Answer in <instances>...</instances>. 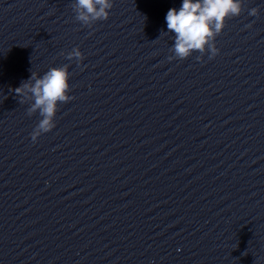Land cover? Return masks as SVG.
I'll list each match as a JSON object with an SVG mask.
<instances>
[{
  "label": "clouds",
  "instance_id": "obj_1",
  "mask_svg": "<svg viewBox=\"0 0 264 264\" xmlns=\"http://www.w3.org/2000/svg\"><path fill=\"white\" fill-rule=\"evenodd\" d=\"M242 4L243 0H182L178 10L170 8L165 16L168 30L166 33L174 34L172 50L175 58L184 60L194 52L206 51L211 53L209 59L218 55L215 39L222 33L228 19L240 15ZM72 6L76 19L88 25L109 18L113 0H75ZM249 15L257 16L258 8H251ZM72 58L84 59L78 48L69 53L68 59ZM197 59L200 60V57ZM13 91L20 98L19 103H25L29 97L32 99L33 102L27 109L29 116L39 112L42 117L31 133L33 142L37 141L41 133H48L55 128L59 104L74 99L68 94L70 84L67 65L52 67L42 76L32 71L30 77Z\"/></svg>",
  "mask_w": 264,
  "mask_h": 264
}]
</instances>
